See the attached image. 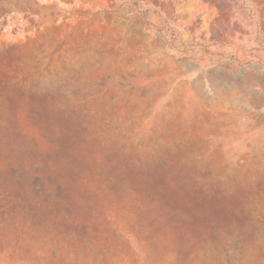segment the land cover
<instances>
[{
  "label": "rangeland",
  "instance_id": "374dc122",
  "mask_svg": "<svg viewBox=\"0 0 264 264\" xmlns=\"http://www.w3.org/2000/svg\"><path fill=\"white\" fill-rule=\"evenodd\" d=\"M0 264H264V0H0Z\"/></svg>",
  "mask_w": 264,
  "mask_h": 264
}]
</instances>
